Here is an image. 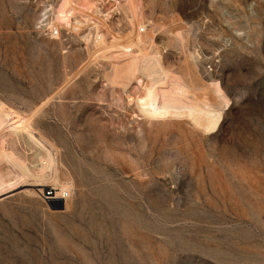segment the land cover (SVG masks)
<instances>
[{"label":"rangeland","instance_id":"1","mask_svg":"<svg viewBox=\"0 0 264 264\" xmlns=\"http://www.w3.org/2000/svg\"><path fill=\"white\" fill-rule=\"evenodd\" d=\"M94 1L0 0V264H264V0Z\"/></svg>","mask_w":264,"mask_h":264},{"label":"bare ground","instance_id":"2","mask_svg":"<svg viewBox=\"0 0 264 264\" xmlns=\"http://www.w3.org/2000/svg\"><path fill=\"white\" fill-rule=\"evenodd\" d=\"M82 7L86 10V11H89L90 14H95L97 13L99 10L96 6V2L94 0H81V3ZM99 6V5H98ZM101 14V13H100ZM40 18H42V21L44 20L43 19V15L40 16ZM85 21H89L88 18H84ZM46 22H50V24L52 25V27H55L57 26V21L54 19V18H50L48 20H44ZM56 34L57 30H54ZM144 31V30H142Z\"/></svg>","mask_w":264,"mask_h":264},{"label":"built area","instance_id":"3","mask_svg":"<svg viewBox=\"0 0 264 264\" xmlns=\"http://www.w3.org/2000/svg\"><path fill=\"white\" fill-rule=\"evenodd\" d=\"M43 191H44V193H43L44 197L46 199H48V200L52 199L51 197L54 196L53 190L51 188H49V187L44 188ZM70 197H71V192H69V191H64L63 192V194H62V199L63 200H66V199H68Z\"/></svg>","mask_w":264,"mask_h":264},{"label":"water","instance_id":"4","mask_svg":"<svg viewBox=\"0 0 264 264\" xmlns=\"http://www.w3.org/2000/svg\"><path fill=\"white\" fill-rule=\"evenodd\" d=\"M49 202L56 208H63V202L61 200H49Z\"/></svg>","mask_w":264,"mask_h":264}]
</instances>
